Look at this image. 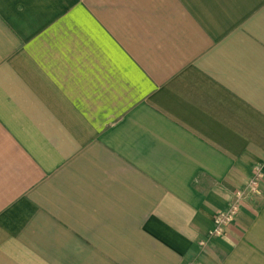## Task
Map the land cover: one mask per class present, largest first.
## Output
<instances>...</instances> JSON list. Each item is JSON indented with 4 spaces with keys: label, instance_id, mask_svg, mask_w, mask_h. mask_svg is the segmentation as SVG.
I'll list each match as a JSON object with an SVG mask.
<instances>
[{
    "label": "crops",
    "instance_id": "1",
    "mask_svg": "<svg viewBox=\"0 0 264 264\" xmlns=\"http://www.w3.org/2000/svg\"><path fill=\"white\" fill-rule=\"evenodd\" d=\"M0 264H264V0H0Z\"/></svg>",
    "mask_w": 264,
    "mask_h": 264
},
{
    "label": "built area",
    "instance_id": "2",
    "mask_svg": "<svg viewBox=\"0 0 264 264\" xmlns=\"http://www.w3.org/2000/svg\"><path fill=\"white\" fill-rule=\"evenodd\" d=\"M260 176L261 168L257 169L255 175L251 178L250 182L243 189L239 190L235 194L234 199L230 202L228 206V209L223 214L218 216L215 228L211 233L212 236H220L222 234L224 226L230 220H232L233 216L236 214L245 197L258 193V184Z\"/></svg>",
    "mask_w": 264,
    "mask_h": 264
}]
</instances>
